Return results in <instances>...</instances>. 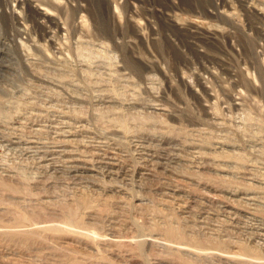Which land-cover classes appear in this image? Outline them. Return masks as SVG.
<instances>
[{
	"label": "rangeland",
	"instance_id": "obj_1",
	"mask_svg": "<svg viewBox=\"0 0 264 264\" xmlns=\"http://www.w3.org/2000/svg\"><path fill=\"white\" fill-rule=\"evenodd\" d=\"M0 264H264V0H0Z\"/></svg>",
	"mask_w": 264,
	"mask_h": 264
},
{
	"label": "bare ground",
	"instance_id": "obj_2",
	"mask_svg": "<svg viewBox=\"0 0 264 264\" xmlns=\"http://www.w3.org/2000/svg\"><path fill=\"white\" fill-rule=\"evenodd\" d=\"M98 162H100V161H98ZM78 166V165H77ZM80 167V166H79ZM107 167V166H106ZM76 170V169H75ZM76 172V171H75ZM111 173V172H110Z\"/></svg>",
	"mask_w": 264,
	"mask_h": 264
}]
</instances>
